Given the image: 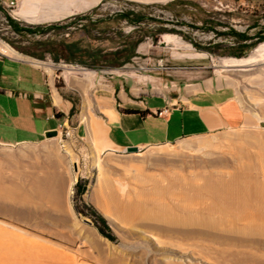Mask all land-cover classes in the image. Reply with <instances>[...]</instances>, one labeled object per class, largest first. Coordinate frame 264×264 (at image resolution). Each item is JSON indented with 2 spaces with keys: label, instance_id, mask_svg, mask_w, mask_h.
<instances>
[{
  "label": "rangeland",
  "instance_id": "rangeland-1",
  "mask_svg": "<svg viewBox=\"0 0 264 264\" xmlns=\"http://www.w3.org/2000/svg\"><path fill=\"white\" fill-rule=\"evenodd\" d=\"M167 1L98 0L92 5L99 12L94 16L96 18L113 17L119 10L132 8L148 17L163 20L162 23L147 20L139 25L123 20L111 21L114 28L105 37H116L115 41H120L123 36L132 41L158 26L167 28L156 34V40L150 34H143L134 47L133 55L118 68V72L146 73L180 82L208 81L213 85H230L235 88L252 121L218 133L184 137L171 143L150 144L124 152L103 151L93 137L79 138L66 129L36 143L0 145V151L17 155L13 159L17 169L5 168V176L19 173L14 183L18 187L9 188V194L0 198V220L18 228L37 230L45 236V245L49 243L59 247V254L69 256L71 264H255V261L241 258L233 252L232 248H242L240 245L207 247L208 244H218L210 241L211 236H228L233 232L205 230L161 220L133 219L124 223L108 213L93 194L102 177L117 187L121 183L139 187L132 177L134 167L130 166L142 164L146 172L158 173L159 167L150 163L166 156L162 149L170 152V157H182L185 162L193 160V165L183 171L185 175H190L189 172L216 174L233 170L229 156L235 145L249 137L264 140V40L240 56L252 54L249 62L229 65L224 64V59L235 56L208 52L189 41L190 37L201 44L209 41L222 46L234 44L232 35H216L214 31L201 29L202 20L210 17L220 23L215 24L216 30L243 31L255 20L264 24V0H187L192 5L178 3L172 10L162 6ZM7 16L0 12V41L13 49L12 56L27 59L38 67H45L39 64L40 61L53 64L56 85L74 101V109L80 111L84 118L102 110L104 96L99 88L109 85L118 76L116 73L104 72V67L95 69L68 61L56 63L47 53L45 56L51 59L49 61L19 51L15 46L41 53L36 52L41 49L34 43V35L19 36L11 31L6 23L10 16ZM14 20L21 26L39 24L18 17ZM255 31V28L247 30L249 34ZM259 44L261 47L255 50ZM128 54L127 50H122L118 56ZM0 55L7 56L2 52ZM261 152L264 154V148ZM205 155L226 156L230 165H195ZM0 161L8 162L9 159L1 158ZM51 171L61 181V202L58 205L32 188L35 185L32 179L40 172ZM77 182L83 187L82 193H78ZM94 212L104 217L112 239L98 231L93 221ZM256 247L261 249L259 245Z\"/></svg>",
  "mask_w": 264,
  "mask_h": 264
},
{
  "label": "crops",
  "instance_id": "crops-1",
  "mask_svg": "<svg viewBox=\"0 0 264 264\" xmlns=\"http://www.w3.org/2000/svg\"><path fill=\"white\" fill-rule=\"evenodd\" d=\"M97 1L18 0L16 14L30 23L52 21L90 9ZM96 9L82 19L63 23L67 25L64 28L34 34L37 43L52 42L51 52L43 48L36 52H41L48 61L51 59L45 56L46 53L56 63L68 61L84 65L81 60L90 61L93 53L129 49V46L115 41L116 37H105L113 30V25L92 22L102 19L94 17L99 15ZM3 43L0 41V46ZM1 48L0 52L7 56L0 55V145L36 143L46 139L48 131L57 133L66 129L79 138L93 137L103 151L124 152L131 147L218 133L252 121L235 88L230 85L172 81L133 71L120 73L118 68L125 62L118 56L113 60L120 65L105 66L103 70L118 76L109 85L99 88L104 96L102 110L84 118L80 111L74 109L71 112L76 105L56 85L53 64L40 61L39 64L45 67H38ZM64 50L67 55L74 53L76 56L65 60L59 56ZM126 109L145 113L125 112ZM16 157L0 151V159H9L8 162L0 161V198L9 194V188L18 187L14 183L19 173H11L12 177H9L4 171L5 168L17 169L13 162ZM0 226V255L3 254L0 264L72 263L69 256L59 254V247L45 245V236L37 230L18 228L3 220H0Z\"/></svg>",
  "mask_w": 264,
  "mask_h": 264
},
{
  "label": "bare ground",
  "instance_id": "bare-ground-1",
  "mask_svg": "<svg viewBox=\"0 0 264 264\" xmlns=\"http://www.w3.org/2000/svg\"><path fill=\"white\" fill-rule=\"evenodd\" d=\"M0 47L13 54L10 46L3 43ZM260 47L259 44L255 50ZM252 57V54L240 58L226 57L224 64H243ZM263 148L264 140L249 137L235 145L229 156L233 170L216 174L189 172L190 175H185L183 171L193 165V160L185 162L182 157H170L171 153L162 149L166 156L150 163L159 167L158 173L146 172L142 164L130 166L134 167L132 177L139 187L125 183L117 187L102 177L93 194L108 213L124 223L133 219L161 220L205 230L233 232L228 236H211L210 241L221 245L212 243L207 247L231 248L240 245L242 248H232L235 254L253 260L255 264H264ZM200 164L230 165L226 156L219 155H205L195 163ZM32 182L35 183L32 188L40 196L49 197L53 204H60L61 181L57 174L40 172ZM1 256L3 258V254Z\"/></svg>",
  "mask_w": 264,
  "mask_h": 264
},
{
  "label": "trees",
  "instance_id": "trees-1",
  "mask_svg": "<svg viewBox=\"0 0 264 264\" xmlns=\"http://www.w3.org/2000/svg\"><path fill=\"white\" fill-rule=\"evenodd\" d=\"M191 4L192 3L190 1L187 0H169L167 1L165 4H163L162 6L164 8H168V9H174V6L176 4ZM95 7H91L90 9H88L87 12L82 11L79 13H74L70 16H66L64 18H62L59 21H54V22H48L46 24H36L33 26H21L19 25L14 19L8 17L6 19V23L9 25V27L11 28V31L14 32L15 34L19 35V36H25V35H34V34H43L46 31L52 29V28H64L65 26H67L66 24L63 23H67V22H74L77 19H82L85 16L88 15V13L90 12H94L95 11ZM125 21L126 23L129 24H141L143 22H147V20H153L156 21L157 23H162L163 20L159 19V18H153L151 16H146L144 13H142L140 10H134L132 8H126L123 10H119L117 11L113 17H105L102 18L100 20H92V22H97V21H101V22H105V25L107 23V25H110L111 21L114 22H118V21ZM203 24L201 26V29L203 30H211L214 31L217 34H229L234 36L235 39V43L232 45H226V46H222L219 43H215V42H208L205 44H201L199 42L194 41L192 38L189 37V41L197 48L199 49H204L208 52H212V53H219V54H226V55H231V56H235V57H240L241 55L245 54L251 47H253L257 42L264 40V24H260L257 20H255L252 23H249L246 25V29L243 31H236L233 29H230L229 31H220V30H216L215 29V24H220L217 23L215 21H213L210 17H206L202 20ZM250 28H255L256 31L253 34H249L247 32L248 29ZM167 30L166 27H162V26H158L156 27L153 31H146L144 33H142L140 35V37L138 39H134L132 41H129V39L127 38V36H123L122 39L120 41H118L119 44H123L125 46H129V49H123V50H127L128 51V55L123 57V62H125L126 60H128V58L133 55V51H134V47L136 46L137 42L143 37V34H150L153 40H156V34L160 33L162 31ZM171 30V29H170ZM118 32V31H117ZM119 33V32H118ZM254 38V41H252V39ZM34 43L36 44V46L38 48H43L46 51L51 52L52 49V42L51 41H47V42H38L35 40ZM222 46V47H221ZM19 51L26 53L28 55H32L35 57H39V58H43L42 54H36L33 51H30L22 46H15ZM64 49V47H62ZM122 50H115L114 52L109 51L108 53H104V54H99V52L97 53H93L92 57L90 59V61H82L83 64L85 66H89L92 68H97V67H105V66H118L121 63H117L115 62L113 59L119 55V53H121ZM59 56H61L62 58H64L65 60L67 59H73L76 55L73 53L71 55H67L65 53V50L59 53ZM54 58V55L52 56ZM119 57V56H118ZM74 110V107L71 108V112ZM125 112H138L140 114H144V111H139L136 109H126ZM76 185L78 186V193H82L83 192V187L80 186V183L77 182ZM93 221L95 222V225L98 229V231L106 236L109 239H112V235L108 232V226L106 224V221L104 219L103 216H101L100 214L94 212V217H93Z\"/></svg>",
  "mask_w": 264,
  "mask_h": 264
},
{
  "label": "built area",
  "instance_id": "built-area-1",
  "mask_svg": "<svg viewBox=\"0 0 264 264\" xmlns=\"http://www.w3.org/2000/svg\"><path fill=\"white\" fill-rule=\"evenodd\" d=\"M18 0H0V12L10 16L13 19H17L16 7Z\"/></svg>",
  "mask_w": 264,
  "mask_h": 264
},
{
  "label": "water",
  "instance_id": "water-1",
  "mask_svg": "<svg viewBox=\"0 0 264 264\" xmlns=\"http://www.w3.org/2000/svg\"><path fill=\"white\" fill-rule=\"evenodd\" d=\"M54 134H56V131L55 130H51V131H48L47 133H46V135L47 136H50V135H54ZM136 149V147H131L129 150H135ZM85 222H90L89 220H87V219H83Z\"/></svg>",
  "mask_w": 264,
  "mask_h": 264
}]
</instances>
